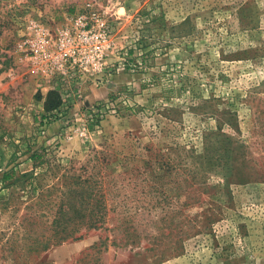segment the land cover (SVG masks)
Masks as SVG:
<instances>
[{
    "label": "rangeland",
    "instance_id": "1",
    "mask_svg": "<svg viewBox=\"0 0 264 264\" xmlns=\"http://www.w3.org/2000/svg\"><path fill=\"white\" fill-rule=\"evenodd\" d=\"M79 12L113 50L98 84L58 88L24 34ZM76 176L105 220L53 244ZM0 264H264V0H0Z\"/></svg>",
    "mask_w": 264,
    "mask_h": 264
},
{
    "label": "built area",
    "instance_id": "2",
    "mask_svg": "<svg viewBox=\"0 0 264 264\" xmlns=\"http://www.w3.org/2000/svg\"><path fill=\"white\" fill-rule=\"evenodd\" d=\"M22 47L33 69L54 86L80 89L98 84L113 50L106 21L96 12H79L53 32L31 23Z\"/></svg>",
    "mask_w": 264,
    "mask_h": 264
},
{
    "label": "trees",
    "instance_id": "3",
    "mask_svg": "<svg viewBox=\"0 0 264 264\" xmlns=\"http://www.w3.org/2000/svg\"><path fill=\"white\" fill-rule=\"evenodd\" d=\"M59 106V102L47 103L45 109L51 110ZM49 154L43 149L36 150L30 156L33 162L32 170L28 173L21 174L17 181H28L32 187V182L35 181L37 173L35 169L37 164ZM12 173V170H10ZM5 174L3 177H6ZM72 178V177H71ZM5 179V178H4ZM73 182L66 184L65 189L59 190L61 195L60 205L53 217L51 233L43 236L46 241H53V244H58L67 239H77L75 233L79 231L78 227H84L85 230L97 229L105 220L106 207L101 192V182H92V177L73 178ZM98 185V188H97ZM66 204V205H65ZM67 207L66 209L64 208ZM38 240V237L35 238ZM49 245L47 242L46 246Z\"/></svg>",
    "mask_w": 264,
    "mask_h": 264
}]
</instances>
